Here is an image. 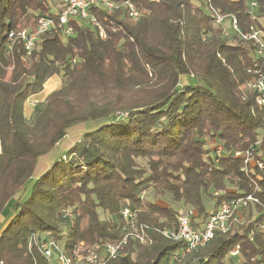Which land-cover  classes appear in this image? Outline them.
I'll use <instances>...</instances> for the list:
<instances>
[{
    "label": "trees",
    "instance_id": "trees-1",
    "mask_svg": "<svg viewBox=\"0 0 264 264\" xmlns=\"http://www.w3.org/2000/svg\"><path fill=\"white\" fill-rule=\"evenodd\" d=\"M131 1L142 11L135 22L120 11H93L106 39L74 25L72 37L48 33L26 55L19 42L8 51L7 34L48 15V1L0 0V217L8 219L0 263L49 264L28 251L34 234L66 249L118 241L121 210L130 207L152 241H130L125 256L108 264H264V168L249 165L245 173L234 156L253 149L264 167L263 113L246 86L247 70L258 65L254 43L224 36L196 0ZM212 5L236 17L243 34L264 30V0ZM54 76L62 85L27 123L25 102ZM82 123L92 129L34 178L38 161ZM217 191L223 194L214 197ZM248 194L258 203L194 252L182 255L184 243L157 232L174 228L185 208L200 227L221 201ZM63 209L72 217L63 218Z\"/></svg>",
    "mask_w": 264,
    "mask_h": 264
},
{
    "label": "built area",
    "instance_id": "built-area-1",
    "mask_svg": "<svg viewBox=\"0 0 264 264\" xmlns=\"http://www.w3.org/2000/svg\"><path fill=\"white\" fill-rule=\"evenodd\" d=\"M213 0H196V4H203L211 14L212 20L216 26L222 27V34L227 36L228 32L238 34L242 39L252 41L255 46V57L258 65L254 69H248L251 79L247 83V88L255 94V103L262 110L261 137L264 139V30H251L243 34L238 26L237 19L233 15H222L212 5ZM56 9L51 8L46 16L38 17L33 27L21 28L16 25L7 34V49L12 51L14 44L19 42L26 55H30L37 47L42 36L56 32L61 39L65 40L75 34L74 25L82 27L88 26L96 32V36L106 39V30L99 23L93 11H104L107 13L120 11L130 21H137L142 16L140 11L131 0H125L121 3L110 0H55ZM256 6L251 3V10ZM227 23L228 28L225 27ZM29 98L26 103H29ZM32 102V101H31ZM30 102V105H31ZM214 153L221 157L222 147L215 146ZM254 150L249 149L245 153L235 152V157H242L243 164L241 171L247 173L249 165H256L259 170H263V164L254 160ZM217 161V160H216ZM142 191L141 198L146 196ZM223 192L217 191L214 197L222 195ZM258 200L253 195H242L229 201H221L215 208L209 218L197 228L192 224L195 221L196 214L193 209L185 208L180 210L175 217V227L157 230L164 238L185 244L182 255L194 252L204 247L216 233H225L228 229V222L233 215L248 207L250 204H256ZM63 218H71L72 211L63 209L61 211ZM123 225L121 228V239L114 242L95 244L92 246L79 243L70 249L55 241L48 236L31 235L28 240V251L37 250L49 264H108V262L119 257L125 256V250L130 241L139 245H149L152 241L150 229L138 220V210L124 207L121 210ZM238 250L234 249L231 255H237ZM2 264V263H0Z\"/></svg>",
    "mask_w": 264,
    "mask_h": 264
},
{
    "label": "rangeland",
    "instance_id": "rangeland-1",
    "mask_svg": "<svg viewBox=\"0 0 264 264\" xmlns=\"http://www.w3.org/2000/svg\"><path fill=\"white\" fill-rule=\"evenodd\" d=\"M47 1L49 4L48 6H50V8H52V10L56 9V5H55L54 0H47ZM261 23H263L262 20H261ZM63 81H64V79L62 76H54V77L50 78L44 84L43 90L39 94L32 96L29 103L25 102L24 107L26 109V112H28L25 114V119H26L27 123L31 124L33 122L38 110L43 105L44 99L52 91L58 89L62 85ZM30 102H31V105H30ZM91 125L92 124H90V123H86V124L82 123V124L74 126L73 128H69L67 130V135H66L65 139L60 143V145L57 147V149L53 150L49 155L42 157L41 160L38 161L35 172H34V178H37V176L39 177L41 174L46 172L51 167L53 160L61 158L62 155L66 151L71 149L73 147V145H75L81 139L84 132L88 131L89 129H92ZM211 204H212V202L207 206L211 207ZM7 212H5V215ZM7 221H8L7 218L0 217V231L5 227Z\"/></svg>",
    "mask_w": 264,
    "mask_h": 264
},
{
    "label": "crops",
    "instance_id": "crops-1",
    "mask_svg": "<svg viewBox=\"0 0 264 264\" xmlns=\"http://www.w3.org/2000/svg\"><path fill=\"white\" fill-rule=\"evenodd\" d=\"M23 112H24V117H25V114L26 113H28V112H26V109H25V107H24V109H23ZM71 128H73V127H71ZM38 177V176H37ZM4 220V219H3ZM1 232V231H0Z\"/></svg>",
    "mask_w": 264,
    "mask_h": 264
}]
</instances>
